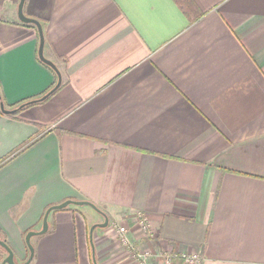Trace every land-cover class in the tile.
Returning <instances> with one entry per match:
<instances>
[{
	"label": "crops",
	"instance_id": "crops-1",
	"mask_svg": "<svg viewBox=\"0 0 264 264\" xmlns=\"http://www.w3.org/2000/svg\"><path fill=\"white\" fill-rule=\"evenodd\" d=\"M19 1L0 0L6 110L57 83ZM23 13L61 84L0 111V239L14 259L72 200L99 212H50L29 264H137L119 226L147 264H264V0H25Z\"/></svg>",
	"mask_w": 264,
	"mask_h": 264
},
{
	"label": "water",
	"instance_id": "water-1",
	"mask_svg": "<svg viewBox=\"0 0 264 264\" xmlns=\"http://www.w3.org/2000/svg\"><path fill=\"white\" fill-rule=\"evenodd\" d=\"M24 2H25V0H20L18 3L17 18H18L20 23H22L24 25H33L36 28L37 33H38V37H39L38 52H37L38 59L44 65L48 66L51 70H53V72L57 76V83L48 93L43 95L41 98H39L37 100L29 101L23 105H20L16 109L6 110L3 106V104L0 103V111H1V113L5 114V115H12V114L16 113L18 110L24 108L25 106H29V105L44 101L51 94H53L59 88V86L61 84V77H60L59 71L57 70L56 66L50 60H48L44 57V54H43L45 40H44L42 26H41L40 22L37 21L36 19L29 18V17H26L24 15V13H23ZM68 206L89 207V208L93 209L94 211L99 212V210L95 207V205H93L92 203H89L87 201L67 200V201H64L63 203H61L59 205H54V206L49 207L43 216L41 229L39 231H30L25 235L24 242H25V245L28 249L29 255H28L27 260L22 264H29L32 261L33 255H34V249L30 243V239L32 237H35V236H41L47 232V230H48L47 217H48L49 213L52 211L65 209ZM107 227H108V220H107V218H104L103 223L96 224V225L91 227V229L89 231L90 237H91L94 229H96V228L105 229ZM0 247L3 249V251L6 254V256L1 261V264H15L14 263V254H13L12 250L7 246V244L4 241L0 240Z\"/></svg>",
	"mask_w": 264,
	"mask_h": 264
},
{
	"label": "built area",
	"instance_id": "built-area-1",
	"mask_svg": "<svg viewBox=\"0 0 264 264\" xmlns=\"http://www.w3.org/2000/svg\"><path fill=\"white\" fill-rule=\"evenodd\" d=\"M138 222L140 225H142L143 229L149 228V225H147V222L145 219L142 218L141 214H138ZM116 235H117V239L119 244L122 247L128 248L131 253H132V257L135 258V261L137 264H147V254L145 253H140L137 250H135L133 248V245L131 244V242L129 241L128 237H127V228L124 226H119L116 229ZM166 263L171 262V256H163L162 257ZM181 259L183 260V262L185 264H194L199 262V257L198 255H181Z\"/></svg>",
	"mask_w": 264,
	"mask_h": 264
},
{
	"label": "trees",
	"instance_id": "trees-1",
	"mask_svg": "<svg viewBox=\"0 0 264 264\" xmlns=\"http://www.w3.org/2000/svg\"><path fill=\"white\" fill-rule=\"evenodd\" d=\"M24 25V24H23ZM0 102H2L1 100V97H0ZM6 160H2L0 161V166L5 162ZM1 240V239H0ZM2 241V240H1ZM3 254H5V252L3 251V249L0 247V264H1V261L3 260Z\"/></svg>",
	"mask_w": 264,
	"mask_h": 264
},
{
	"label": "rangeland",
	"instance_id": "rangeland-1",
	"mask_svg": "<svg viewBox=\"0 0 264 264\" xmlns=\"http://www.w3.org/2000/svg\"><path fill=\"white\" fill-rule=\"evenodd\" d=\"M85 209H88V208H85ZM4 257V256H3ZM14 263L15 264H21V263H18L15 259H14Z\"/></svg>",
	"mask_w": 264,
	"mask_h": 264
}]
</instances>
